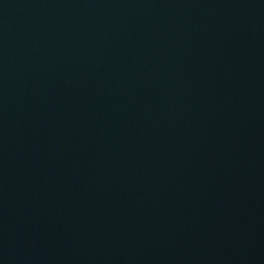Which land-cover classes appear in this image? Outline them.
<instances>
[{
    "label": "water",
    "instance_id": "1",
    "mask_svg": "<svg viewBox=\"0 0 264 264\" xmlns=\"http://www.w3.org/2000/svg\"><path fill=\"white\" fill-rule=\"evenodd\" d=\"M179 0H0V90L51 70Z\"/></svg>",
    "mask_w": 264,
    "mask_h": 264
}]
</instances>
